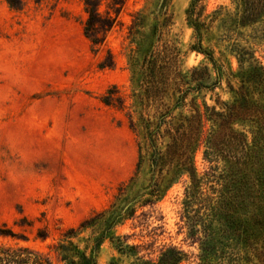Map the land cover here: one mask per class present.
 <instances>
[{"label":"rangeland","instance_id":"obj_1","mask_svg":"<svg viewBox=\"0 0 264 264\" xmlns=\"http://www.w3.org/2000/svg\"><path fill=\"white\" fill-rule=\"evenodd\" d=\"M163 1L116 0L123 25L99 31L104 42L95 48L83 31L81 0H0V244L48 251L62 231L105 208L119 183L133 174L141 136L130 128L128 109L105 105L101 96L116 86L114 95L130 105L129 14L142 7L159 9ZM189 1L166 0L165 5L184 49L192 41L185 20ZM107 2L99 5L103 15ZM205 4L207 13L220 6L226 9L220 16L214 14L204 45L219 57L220 50L226 47L229 54L234 48H227L224 40H234L232 68L237 70V59L246 68L253 55L264 70V0ZM205 61L194 51L185 60L187 67ZM250 71L261 72L253 61ZM253 92L258 98L257 84ZM215 93L223 102L230 99L224 80ZM214 99L208 92L207 102L213 104ZM194 165L201 176L210 167L203 142L195 151ZM145 166L144 160L139 185L146 178ZM219 166L224 169L225 163ZM188 184L187 176L179 178L156 204L139 209L116 232L129 244H143L142 253L150 257L163 245H174L185 253L182 264H227L221 258L232 264L238 256L246 258L245 230L241 235V225L223 210L230 201L218 200L215 205L221 208L214 217L198 216L196 206L182 217ZM50 256L53 264H62L53 252ZM117 256L105 241L97 260L107 264ZM120 260L128 264L133 259Z\"/></svg>","mask_w":264,"mask_h":264},{"label":"trees","instance_id":"obj_2","mask_svg":"<svg viewBox=\"0 0 264 264\" xmlns=\"http://www.w3.org/2000/svg\"><path fill=\"white\" fill-rule=\"evenodd\" d=\"M81 1L86 15L84 34L97 48L104 42L98 37L99 31L106 33L117 23L123 25L118 20L120 8L115 6L116 0H109L103 15L101 0ZM205 1L190 0L185 11L186 23L192 29L187 49L172 31L173 15L165 8L166 0L159 9L142 7L129 14L126 29L131 102L125 106L124 100L114 95L116 86L107 89L101 101L118 109L127 108L130 128L141 136L133 174L119 183L105 208L62 231L48 251L17 243L0 244V264H53L50 252L62 264H99L98 253L105 241L118 255L107 264H122L121 256L133 259L128 264H182L185 253L178 247L163 245L155 257H150L142 253L143 244H129L116 228L135 217L139 209L156 204L183 176L188 177L189 184L183 198L186 216L182 217L195 211V206L198 216L214 217L221 208L215 205L217 201H230L223 210L241 225V235L245 230L243 247L248 254L246 258L236 257L232 264H264V70L253 55L246 68L236 58L234 70L230 61L237 49L234 40H224L227 48H234L227 54L225 47L219 57L214 48L204 45L214 14L220 16L226 9L220 6L207 13ZM192 51L202 54L205 63L187 67L186 56ZM107 53L112 56L109 49ZM251 61L260 73L250 71ZM223 80L230 94L227 102L215 93L216 88L222 89ZM253 84L260 88L258 98ZM208 92L211 98L215 96L213 104L206 100ZM202 142L210 167L201 176L194 165V154ZM144 160L146 178L139 185ZM220 161L225 163L224 169ZM221 259L229 264L227 258Z\"/></svg>","mask_w":264,"mask_h":264}]
</instances>
